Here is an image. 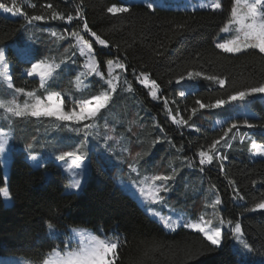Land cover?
Returning <instances> with one entry per match:
<instances>
[{"label": "trees", "instance_id": "obj_1", "mask_svg": "<svg viewBox=\"0 0 264 264\" xmlns=\"http://www.w3.org/2000/svg\"><path fill=\"white\" fill-rule=\"evenodd\" d=\"M3 2L10 3V0ZM18 2L23 13H18V17L0 12V38H10L6 39L8 43L20 38L24 29L31 27L29 29L38 31L39 35L34 38L37 60L47 58L55 63L63 60L61 68H65L66 63L80 68L81 58L73 56L72 51L65 52L73 45L71 36L55 42L49 39V33H44L48 29L61 34L78 31L92 43L101 70L105 71L110 60L123 63L125 83L132 85V91L125 94L118 89L113 94L109 113L115 121L120 118L126 124L123 136L128 151L122 153L123 160L132 163L136 161V153L147 152L137 164L142 169L160 166L167 172L173 167L181 170L179 156L187 158L200 170L203 167L202 179L213 185L221 198V216L226 222L241 223L243 239L252 246L253 251L247 261L238 258L232 250L230 230L223 231V243L218 249L209 246L202 234L195 231L185 228L166 231L129 194L115 185L110 173L101 167L93 155H90V169L81 191L69 194L63 192L68 178L57 164L47 162L29 170L23 162L12 159L5 181L0 159V188L6 186L11 199V204L7 206L0 196V264H42L53 248L64 247L65 235L62 233L70 227H85L96 235L110 240L118 239L115 264H256L252 260L255 256L264 257V212L250 211L255 204L264 200V156L254 157L248 151L250 140L256 137L259 141L264 139L262 104L257 100L251 103L258 118L250 119V123L257 127L247 129L240 126L238 135L237 130H233L225 138L230 141L231 147L222 142L219 148L227 159L213 160L204 166L199 164L198 150H207L228 126L218 124L211 109H202L192 117L190 123L194 127L177 125L168 117L165 109L167 100L173 115L179 110L177 119H188L191 108L197 107V99L209 103L217 98H226L233 91L264 83V54L256 49L226 53L215 47L214 40L229 18L232 0H221L222 10L217 12L161 7L153 11L144 4L131 3L129 13L116 15L107 13L106 9L113 4L118 5L120 0ZM32 4L34 8L30 6ZM47 4H52L54 10L65 16L73 15L74 20L71 23L52 19L26 23L24 14L50 17L53 9H46L44 5ZM78 9L82 19L75 18ZM85 22L92 31L109 42L107 47L96 44L95 38L83 30ZM66 55L71 60H65ZM7 61L15 87L26 90L38 88V79L23 73V69L30 66L29 62L20 60L11 49L7 51ZM188 70L220 76L226 80V86L222 89L202 78L177 85L175 78ZM142 71L149 73V79L160 86L156 99L137 80ZM73 79L60 70L50 83L49 91L61 92L75 99L80 95L81 100L99 94L105 88L93 78L90 88L78 95ZM180 92H185V96L178 95ZM131 101L140 103V114L146 126L137 117L133 119V112L128 107ZM242 120L237 119L238 122ZM49 121L53 119L17 120L14 140L20 145L31 143L32 148L36 149L47 134L53 133ZM247 134L250 139L247 137L242 142L239 136ZM233 135L235 139H232ZM157 137L161 139L153 145L152 141ZM229 181H233L235 187ZM237 191L244 197L243 200L233 199ZM183 195L184 183H181L180 187H175L174 199L168 202L181 207ZM47 222L53 224L59 235L55 233L50 237ZM189 252L204 254L199 255L198 259L186 260Z\"/></svg>", "mask_w": 264, "mask_h": 264}, {"label": "snow or ice", "instance_id": "obj_2", "mask_svg": "<svg viewBox=\"0 0 264 264\" xmlns=\"http://www.w3.org/2000/svg\"><path fill=\"white\" fill-rule=\"evenodd\" d=\"M146 7L149 10H155L157 6H163L160 0H145ZM35 7L34 4L30 5ZM46 9H53L52 4L44 5ZM200 7L202 9H210L212 12L222 10L221 0H202ZM0 10L5 13H12L16 15L22 13L21 3L18 0H10V3L3 2L0 0ZM131 5L127 2L121 3L119 6L113 4L107 7L106 11L109 14H123L129 13ZM25 15L27 24H31L34 21H44L47 19L61 20L71 23L74 20L73 15L68 14L65 16L63 13L52 10L50 17L45 15ZM75 18H81L82 15L79 9L76 11ZM83 30L90 33L95 38V42L98 45L107 47L109 42L103 39L96 32L92 31L87 22L83 24ZM222 33L235 32V35L231 39H227L222 43H216L215 47L226 53H241L248 49H256L259 53L264 54V0H232L231 9L229 12V18L225 23L224 27L220 30ZM51 36L56 37L58 41L65 40L68 36H71L75 40V44L70 45L65 52L72 51V55L75 56L76 50L79 51L80 56H86L87 61L83 65L85 71L78 73L75 77V88L79 91H83L87 85L84 83L82 76H95L104 79V73L100 69V65L97 63L96 56L93 53V45L84 38L78 31L71 33L57 34L55 31L51 32ZM6 39L0 38V84L6 86L7 89H14V94L10 99H4L0 97V110H2V116L0 119L4 120L8 124V129L4 130L0 128V155L6 154V150L9 146L10 140L14 136V127L17 120L30 121L32 118H49L55 120L57 125L66 127L70 131L81 132L84 137L87 138L92 134V130L97 126L96 121L102 114V111L107 109L109 106L113 94L117 91L118 85L114 81L118 80L119 77L114 75V67L123 69L124 64L118 61H107V76L106 84L107 89L101 91L99 94L92 95L90 98L76 100L74 97L63 95L61 92L49 91V84L56 78L58 70L63 65L62 60L59 64L47 58L37 60L34 63H30V67H27L24 71L27 77H38L39 86L32 90H26L24 87H15L13 85L10 75V65L7 61V48ZM17 55L22 61L28 63L32 59V52L29 48L17 50ZM65 60H71V57L65 56ZM74 62V61H72ZM211 81L213 84H217L220 88L226 86V80L217 75H205L200 71L188 70L186 74L179 75L175 78V83L180 85L185 81H198L199 79ZM137 80L145 86L151 85L149 95L154 99L157 98V93L160 86L155 80L149 79V73L140 72L137 76ZM171 84L172 81H169ZM128 91H132V85L128 84ZM41 92L43 94H41ZM255 94H264V83H259L255 86L245 87L241 90L233 91L226 96V98H217L209 103H203L197 99L195 104L197 107L191 108V115L188 119H184L179 116V110L176 115L172 114L171 109L168 108V101L165 100V109H167V115L173 123L186 127H194L190 123L192 117L195 116L202 109H222L226 105H231L236 101H244L248 97ZM22 95L25 99L21 104L18 102V97ZM180 96H185V92L178 93ZM71 102V106H68V102ZM67 109V110H66ZM218 124L223 122L217 121ZM243 126L248 129H253L257 125L249 123L248 119L238 122L233 120L227 128L223 129V134L218 139H214L208 146L207 150H198L197 155L199 157V164L201 166L209 165L213 160L223 161L227 157L221 154L219 148L223 142L228 147H231L230 141L225 138L229 136L233 130H239V127ZM107 127V125H105ZM264 127V125H261ZM163 131V129H161ZM236 136L233 135L232 139ZM240 140L243 142L246 137L240 135ZM112 139L110 136L105 135V143ZM161 137H157L156 140L152 141L155 145ZM250 139V138H249ZM29 149L33 147L31 143L27 145ZM87 148V139L82 140L80 144L72 151H64L55 157L56 161L64 162L66 158H71L72 163L69 164L64 170L71 174L70 182L67 185L69 189L77 190L81 187L84 162L86 160L87 153L82 152L81 149ZM111 151V149H108ZM123 151L127 152L128 148H124ZM250 153L264 156V144H259L255 140H252L248 146ZM147 152L136 153V161L128 165L132 172H137V164L143 156L147 155ZM28 160L36 162L37 155H30L27 157ZM187 160V158H185ZM36 166H39L37 163ZM203 171V167H201ZM221 171H223V165L221 164ZM179 173V169L173 167L167 174L161 173L151 177L144 178L140 182L139 192L145 198L151 197L152 202L162 203L163 197L159 196L161 191H169V182L176 179ZM230 184L235 187L233 181H229ZM255 183V181H253ZM136 186V182L133 181L132 185H125L126 189H130ZM147 189V191H146ZM0 196L5 198L9 197L7 188H0ZM233 199L243 200L244 197L237 191ZM222 203L219 194L216 195L215 199L211 201L208 207H211L214 211L212 219H206L205 214H201L197 220H172L171 218H160L165 229L175 231L178 225H181L186 229H191L199 234H202L203 240L208 243L214 249L221 247L224 239V233L222 231L225 225V220L219 215L218 206ZM258 210H264V200L250 209L252 212ZM149 214L154 218H157V214L149 210ZM216 221V223H214ZM231 227L234 241L239 245V250L243 253H251L253 251L252 246L243 239V231L241 223L236 221L233 225L232 221L227 222ZM46 227L51 230L49 235L54 236V226L51 222L46 223ZM71 240L77 246H70L67 241L65 242V251L61 253L58 248H53L49 253L51 256H55V264H115L118 256L119 242L117 240H109L101 235H96L88 229L84 228H72L71 236L67 238ZM204 253H191L186 255V260L198 259L199 255ZM42 264H53L50 259H44Z\"/></svg>", "mask_w": 264, "mask_h": 264}, {"label": "rangeland", "instance_id": "obj_3", "mask_svg": "<svg viewBox=\"0 0 264 264\" xmlns=\"http://www.w3.org/2000/svg\"><path fill=\"white\" fill-rule=\"evenodd\" d=\"M124 2H127L129 4L141 3V4L146 5L145 0H120L117 6H119L121 3H124ZM201 2L202 0H160V3H162L163 6H157V7L167 8V9H179V10L202 9L200 7ZM0 12H2L3 14L9 15L11 17L19 16V14L13 15L12 13H5L3 12V10H0ZM29 28L24 29L25 32L20 35V38H16L6 43V48H7V51L11 49L19 59L20 57L17 55V50L29 48L33 54L32 59L29 63H34L37 61L34 55L35 53V46H34L35 39L34 38L35 36L38 37L39 35H38V31L36 32ZM53 31L54 30L48 29V30H44V33H49L50 35L49 39H53V41L55 42H60L56 39V37L51 36V32ZM55 32L57 34H61L57 31ZM234 35H235L234 31L230 33H222L220 31L214 40V44L222 43L227 39H231L232 36ZM72 40H73L72 44H75L74 38H72ZM93 53H94V50H93ZM75 55L78 58H81L80 68L75 67L73 63H66L65 68H60L58 70V72H60V70L62 71L64 70L66 75L74 77L73 79L74 87H75V77L77 76L78 73L85 71L83 68V65L87 61V57L80 56L78 50H76ZM6 56H7V52H6ZM57 64L59 63L57 62ZM61 67H63V65ZM113 67H114V75H117L119 77L118 80L114 81L118 85L117 90L120 89L118 91L125 93V94H129L130 91L127 90L128 85H126L125 79L123 76L124 68L123 69L115 68L114 65ZM25 69L26 68L23 69L24 74H26V72L24 71ZM101 71L104 73L103 80L100 77L95 76V74H93L92 76H87V77L82 76L81 77L84 80V83L87 85V87L84 88V90L89 87L90 80L93 78L97 79L99 84L105 86V88H103L102 91L107 89V84H106V79L108 78L107 66H106L105 71L103 70ZM34 78H37L39 81L38 77H34ZM49 87H50V84H49ZM145 87L148 88L149 91L151 90L150 84ZM75 91L78 95L79 93L82 92V91L77 90L76 88H75ZM13 94H14V89H7L6 86L0 84V97L4 99H10L12 98ZM65 96H69V95H65ZM69 97H72V96H69ZM76 97L78 98L76 100H80L79 97H82V96L79 95ZM24 99L25 98L22 95H20L18 97V102L22 104L24 102ZM254 100L259 101L264 107V94H255L251 97H248L244 101H236L231 105H226L222 109H211L212 115L218 121L223 122V124H226L227 126L231 124L233 120L237 121L238 118H243V120L248 119L250 123V119L258 118L257 112L251 106V103ZM139 105L140 103L131 101L128 107L133 112V116H132L133 119L137 117V119L144 126H146L147 123L144 121V117L140 114ZM68 106L69 107L71 106L70 101L68 102ZM110 110L111 109H110V104H109L107 109L102 111L101 116L96 121L97 126L92 130V134L88 136L87 138H85L83 133L81 132L70 131L66 127L54 126V125H57L58 123L55 120L49 121L51 122L53 133L51 132L47 134L46 138H43L40 141L36 149L34 148L29 149L27 145H20L14 140V136H13V138L9 142V146L6 150V154L0 155L1 163L3 167L4 180L6 181L7 179L8 166L12 159H17L23 162L26 168L29 170L39 167L47 162H53L59 166L61 172L64 173L68 178V182L64 186L63 192L65 194L78 193L81 191L83 184L89 173L90 155H93L95 159L100 163L101 167L110 173L115 185L118 186L125 193L129 194L137 202V204L143 209V211L149 217L157 221L162 227H163V224L160 218H171L172 220L183 219V221L186 222L188 220H197L201 214H205L206 219H212L214 216V211L211 207H208V205L211 203L213 199H215L218 192L213 185H211L210 183L202 179L200 168L190 163L188 160H185V158L182 156L178 157L179 163L181 166L180 168L182 170L181 171L179 169V171H181V173L180 174L178 173L174 181L169 182V185H168L169 191L167 192L161 191L159 193V196L163 197L162 203H154L152 202L151 197L145 198L144 196H142L138 188L141 186L140 182L143 181L144 178L151 177L153 175L161 174V173L167 174L168 172L160 166H154L153 169H148V168L142 169L137 165V172H132L129 169L128 165L130 163H126L122 157L123 156L122 153L124 152L122 151L123 148H127V143L123 136V129H125L126 124L120 118H118V121H115V119L111 117V115L109 114ZM215 112L220 113V114L217 115ZM0 116H2V110H0ZM105 125H107V127H105ZM240 126H243V124L241 123ZM0 128L7 130L8 129L7 122L0 119ZM105 135L110 136L112 138L107 142V144L105 143V140H104ZM236 135H238V132H236ZM248 136L249 135L247 134L245 137L247 138ZM85 139H87V148H83L81 149V151L87 153V156L84 162L83 176L81 178L82 179L81 187L77 190H72L67 187V185L70 182L71 174L64 170L69 164L72 163L71 158H66V161L61 162V161H56L55 157L61 152L74 150L76 146L80 144L82 140H85ZM252 140H255L259 144H264V139L263 141H259L258 138L256 137V139L253 138ZM252 140H250V143ZM109 148L111 149V151L108 150ZM250 154H252L254 157H262L260 155H256L255 153H250ZM30 155H37V161L33 162V161L28 160L27 157ZM37 163L39 164V166H36ZM133 181L136 182V186L130 189H126L125 185H132ZM181 183H184V195L181 198L182 206L175 207L174 205L169 203L168 200L174 199L173 193L175 192V187L176 186L180 187ZM4 188H7V187L5 186ZM3 201L5 205L7 206L11 204L10 197H8L7 200L3 198ZM220 207H221V204L218 206L219 215L221 216ZM149 210L151 212L156 213L157 218H154L153 216H151L149 214ZM256 212H264V210H258ZM214 223H216V221H214ZM72 228L74 227L68 228L67 231H63L62 234L65 235L63 237L64 242L67 241V243L70 246L75 247L77 246L75 243H73L71 240H67V238L71 236ZM75 228L88 229L85 227H75ZM179 228H184V227L181 224V225H178L177 229ZM165 230L168 232H172V230H169V229H165ZM188 230H191V229H188ZM224 230L231 231V227L228 225L226 221H225V225L222 228V231ZM54 231L57 235H59V232L56 229H54ZM90 231L93 233L92 230ZM231 235H232L231 237L232 250L238 255V258L242 259L243 261H247L249 259L250 253H243L242 251H240L239 245L233 239L232 231H231ZM58 249L61 253L65 251V247L63 248L58 247ZM46 259H50L51 261H53V264H55V259H56L55 256H51L48 254ZM252 260L256 264H264V257L255 256Z\"/></svg>", "mask_w": 264, "mask_h": 264}]
</instances>
